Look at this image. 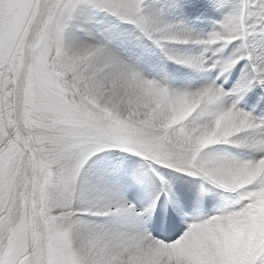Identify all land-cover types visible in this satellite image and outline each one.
Wrapping results in <instances>:
<instances>
[{"label": "snow or ice", "instance_id": "6c2138e0", "mask_svg": "<svg viewBox=\"0 0 264 264\" xmlns=\"http://www.w3.org/2000/svg\"><path fill=\"white\" fill-rule=\"evenodd\" d=\"M0 264H264V0H0Z\"/></svg>", "mask_w": 264, "mask_h": 264}, {"label": "rangeland", "instance_id": "374dc122", "mask_svg": "<svg viewBox=\"0 0 264 264\" xmlns=\"http://www.w3.org/2000/svg\"><path fill=\"white\" fill-rule=\"evenodd\" d=\"M219 15H221L220 11H215V10L211 11L209 13L210 19L196 22L197 23V27L205 29V30L210 29L211 28V19L212 18H217V17H219ZM171 67L174 68V69H178V70L180 68V66H178V65H171Z\"/></svg>", "mask_w": 264, "mask_h": 264}, {"label": "bare ground", "instance_id": "6f19581e", "mask_svg": "<svg viewBox=\"0 0 264 264\" xmlns=\"http://www.w3.org/2000/svg\"><path fill=\"white\" fill-rule=\"evenodd\" d=\"M220 16V15H219Z\"/></svg>", "mask_w": 264, "mask_h": 264}]
</instances>
